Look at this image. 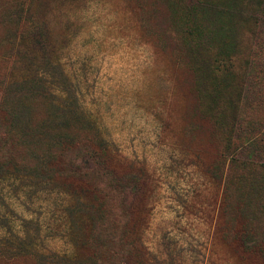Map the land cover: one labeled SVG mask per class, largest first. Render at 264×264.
Wrapping results in <instances>:
<instances>
[{"label": "rangeland", "instance_id": "374dc122", "mask_svg": "<svg viewBox=\"0 0 264 264\" xmlns=\"http://www.w3.org/2000/svg\"><path fill=\"white\" fill-rule=\"evenodd\" d=\"M200 2L0 0V264H264V0Z\"/></svg>", "mask_w": 264, "mask_h": 264}, {"label": "trees", "instance_id": "16d2710c", "mask_svg": "<svg viewBox=\"0 0 264 264\" xmlns=\"http://www.w3.org/2000/svg\"><path fill=\"white\" fill-rule=\"evenodd\" d=\"M195 1H196V3H200V4L204 5L205 8L213 9V5H211L208 2L201 3L200 0H195ZM188 2L190 3L191 0H188ZM189 8H191V10H194V8H196V7L193 4H191L189 6ZM224 12H226L231 17L239 18V21H236L233 24V26L235 28L238 26V22L242 21V19H243L244 11H243L242 7L239 5L227 6L225 8V10H223L222 13H224ZM194 19H196V14L193 13V11L188 12L186 14V16L183 17L181 26L183 27L184 31L189 35V38L191 39V41H193L196 44L195 46H198V45H201L202 43H204L206 38L209 36L210 32L208 30H204V28L202 26L195 24ZM256 22L257 21H255L254 23H256ZM236 102L238 103V101H236ZM237 103L231 102L228 108L226 106V107H222L219 109L222 111L223 110L228 111V109H231L233 112H235L237 109V107H236ZM215 109H217V107H215ZM232 125H234L235 128L239 127L241 125V121H239L238 118L235 116L233 118V124ZM242 147L238 149L239 153H242ZM238 152H237V154H238ZM243 235L244 236H240V238L238 239V242H241V246L245 245V243L248 242L247 234H243Z\"/></svg>", "mask_w": 264, "mask_h": 264}, {"label": "bare ground", "instance_id": "6f19581e", "mask_svg": "<svg viewBox=\"0 0 264 264\" xmlns=\"http://www.w3.org/2000/svg\"><path fill=\"white\" fill-rule=\"evenodd\" d=\"M40 108V107H39Z\"/></svg>", "mask_w": 264, "mask_h": 264}]
</instances>
